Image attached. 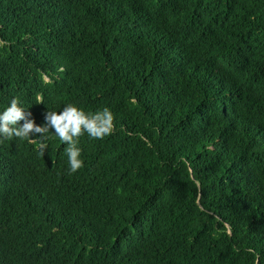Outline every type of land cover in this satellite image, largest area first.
Here are the masks:
<instances>
[{
	"label": "trees",
	"instance_id": "16d2710c",
	"mask_svg": "<svg viewBox=\"0 0 264 264\" xmlns=\"http://www.w3.org/2000/svg\"><path fill=\"white\" fill-rule=\"evenodd\" d=\"M13 98L114 129L0 137V264H264V0H0Z\"/></svg>",
	"mask_w": 264,
	"mask_h": 264
},
{
	"label": "clouds",
	"instance_id": "9594fccd",
	"mask_svg": "<svg viewBox=\"0 0 264 264\" xmlns=\"http://www.w3.org/2000/svg\"><path fill=\"white\" fill-rule=\"evenodd\" d=\"M40 101L39 103H41ZM23 121L21 124L20 122ZM114 117L105 107L94 113H86L72 103L65 105L59 112L46 111L44 123L36 124L31 113L20 106L18 98H13L2 112H0V137L29 140L40 137L38 149L44 154L47 149V133L53 132L67 145L69 171L75 173L84 166L78 138L85 132L93 139H103L114 129Z\"/></svg>",
	"mask_w": 264,
	"mask_h": 264
}]
</instances>
